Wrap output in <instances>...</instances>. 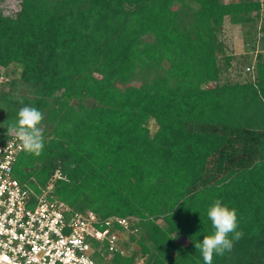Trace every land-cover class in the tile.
Segmentation results:
<instances>
[{
	"label": "trees",
	"instance_id": "trees-1",
	"mask_svg": "<svg viewBox=\"0 0 264 264\" xmlns=\"http://www.w3.org/2000/svg\"><path fill=\"white\" fill-rule=\"evenodd\" d=\"M262 6L23 0L16 14L0 8V136L10 137L23 106L44 117L41 154L23 150L14 176L38 198L60 170L50 195L83 213L135 218L112 264H204L194 241L212 233L207 209L217 199L236 209L243 237L212 264H264V52L237 56L221 37L227 20L247 26L255 49ZM234 63L247 67L244 80L228 77Z\"/></svg>",
	"mask_w": 264,
	"mask_h": 264
},
{
	"label": "built area",
	"instance_id": "built-area-1",
	"mask_svg": "<svg viewBox=\"0 0 264 264\" xmlns=\"http://www.w3.org/2000/svg\"><path fill=\"white\" fill-rule=\"evenodd\" d=\"M22 4L23 0H4L0 8L13 15ZM22 151L15 137L0 136V264H99L95 254L103 247L109 262L120 248L121 230L129 231L136 219L83 213L50 195L54 181L64 178L60 170L35 198L14 176ZM136 264H146L145 257Z\"/></svg>",
	"mask_w": 264,
	"mask_h": 264
},
{
	"label": "clouds",
	"instance_id": "clouds-1",
	"mask_svg": "<svg viewBox=\"0 0 264 264\" xmlns=\"http://www.w3.org/2000/svg\"><path fill=\"white\" fill-rule=\"evenodd\" d=\"M43 118L41 111L35 107L23 106L18 110L16 122L7 126V135L15 137L27 153L39 156L44 148L42 129L38 127ZM207 217L213 231L204 235L202 241H194V247L200 252L204 264H212L214 254L223 256L230 252L234 241L243 237V232L237 230L236 209L219 199L209 205Z\"/></svg>",
	"mask_w": 264,
	"mask_h": 264
},
{
	"label": "rangeland",
	"instance_id": "rangeland-1",
	"mask_svg": "<svg viewBox=\"0 0 264 264\" xmlns=\"http://www.w3.org/2000/svg\"><path fill=\"white\" fill-rule=\"evenodd\" d=\"M225 2L234 1V0H224ZM263 4L262 8V19H264V0H260ZM262 22L259 24L261 25ZM259 27V26H258ZM223 41L227 45V48L229 51L234 52L235 55L240 54H254V57L256 58V55L258 52L263 51L264 52V42L262 40H259V42L256 44V48H252V41L248 39V27L242 26L239 24H232L229 20H227L223 33L221 35ZM244 61V60H243ZM235 67L231 71L232 73L228 75V77L232 80H244L246 78L247 73V67L243 64L234 63ZM238 72H241V75L239 76ZM4 68L0 66V82H5L7 79L3 75ZM2 84V83H0ZM150 127H152V130L156 128L154 121L151 120ZM58 172V170L55 172V174ZM54 178V176H53ZM108 250L106 249H100V252L98 254H95V259L99 264H112L110 261L108 262Z\"/></svg>",
	"mask_w": 264,
	"mask_h": 264
}]
</instances>
